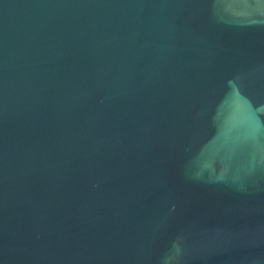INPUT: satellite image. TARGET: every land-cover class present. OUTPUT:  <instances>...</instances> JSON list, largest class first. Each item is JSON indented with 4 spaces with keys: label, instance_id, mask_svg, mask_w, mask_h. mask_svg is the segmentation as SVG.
<instances>
[{
    "label": "water",
    "instance_id": "95a60500",
    "mask_svg": "<svg viewBox=\"0 0 264 264\" xmlns=\"http://www.w3.org/2000/svg\"><path fill=\"white\" fill-rule=\"evenodd\" d=\"M0 264H264V0H0Z\"/></svg>",
    "mask_w": 264,
    "mask_h": 264
}]
</instances>
